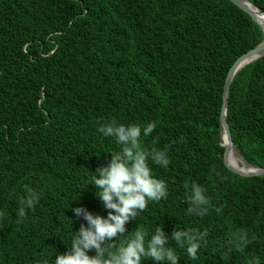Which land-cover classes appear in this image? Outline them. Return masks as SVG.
Masks as SVG:
<instances>
[{
  "label": "trees",
  "instance_id": "1",
  "mask_svg": "<svg viewBox=\"0 0 264 264\" xmlns=\"http://www.w3.org/2000/svg\"><path fill=\"white\" fill-rule=\"evenodd\" d=\"M248 1L264 13V0ZM263 38L230 0H0V264H54L87 224L72 208L107 216L89 183L121 146L98 132L100 118L155 122L141 143L170 160H149L168 196L127 222L117 244L135 228L196 229L208 233L198 259L170 243L178 264H264V176L228 169L220 135L227 72ZM226 121L237 153L264 168V56L233 75ZM192 182L214 206L202 218L187 214ZM25 184L42 197L17 223ZM237 230L246 248L228 243Z\"/></svg>",
  "mask_w": 264,
  "mask_h": 264
},
{
  "label": "clouds",
  "instance_id": "2",
  "mask_svg": "<svg viewBox=\"0 0 264 264\" xmlns=\"http://www.w3.org/2000/svg\"><path fill=\"white\" fill-rule=\"evenodd\" d=\"M97 124L99 133L113 138L121 146L119 151L110 153L111 159L106 166L96 168V176L89 183L95 186L96 196L109 211L106 217H102L83 207L72 208L75 216L83 217L87 224L82 223L75 231L69 250L57 255L54 264H142L145 259L153 264H178L179 257L170 246L171 242L186 250L189 259H198L201 241L208 235L207 231L176 229L167 235L161 226H157L154 234L149 236L146 229L135 228L130 237L121 239L118 244L115 242L117 237H123L127 232L126 223L136 220L150 201L159 202L167 198V185L153 177L149 160L162 168H167L170 160L167 149H149L141 143L142 135L148 137L153 133L155 122L146 126L136 123L125 125L100 118ZM185 188H189L187 183ZM23 193L17 198V223L25 219L26 209H34L42 197V190L28 184L23 185ZM205 193V188L191 183L190 191H186L187 214L201 218L208 215L214 206ZM214 210L219 214L222 208ZM6 216L7 213L0 211V220ZM228 243L235 249L246 248L249 243L247 233L234 231ZM93 250L95 254L89 256L88 252Z\"/></svg>",
  "mask_w": 264,
  "mask_h": 264
},
{
  "label": "water",
  "instance_id": "3",
  "mask_svg": "<svg viewBox=\"0 0 264 264\" xmlns=\"http://www.w3.org/2000/svg\"><path fill=\"white\" fill-rule=\"evenodd\" d=\"M235 5H237L240 9L245 11L248 15H250L257 23L261 25L264 29V20L260 18V16H264V13L260 12L258 8L252 5L248 0H230ZM264 56V38L256 44L254 47L250 48L245 53L241 54L231 65L229 68L227 75L224 80L223 84V92H222V105H221V113H220V135L222 138V145L224 146V153H223V162L228 169L243 176H264V168L262 167H254L250 164H247L252 168V171L249 172H242L230 167L227 163V152H228V145L224 143V141L228 144H232L231 139V132L229 125L226 121V106L228 101V92L229 86L232 80L233 75L237 70H239L242 66L247 64L248 62L255 60L259 57ZM233 145V144H232ZM234 146V145H233ZM240 155V154H239ZM241 156V155H240Z\"/></svg>",
  "mask_w": 264,
  "mask_h": 264
},
{
  "label": "bare ground",
  "instance_id": "4",
  "mask_svg": "<svg viewBox=\"0 0 264 264\" xmlns=\"http://www.w3.org/2000/svg\"><path fill=\"white\" fill-rule=\"evenodd\" d=\"M261 19L264 20V16H260ZM225 144L228 145V152H227V163L230 167L242 171V172H249L252 171V168L250 166H248L240 157L239 160H241L244 163V166L240 164V162L237 159L236 154L237 151L235 149V147L232 144H228L224 141Z\"/></svg>",
  "mask_w": 264,
  "mask_h": 264
},
{
  "label": "rangeland",
  "instance_id": "5",
  "mask_svg": "<svg viewBox=\"0 0 264 264\" xmlns=\"http://www.w3.org/2000/svg\"><path fill=\"white\" fill-rule=\"evenodd\" d=\"M236 156H237V159H238V161L240 162V164L241 165H243L244 166V163L241 161V160H239V157L242 159V157L239 155V154H236ZM243 160V159H242ZM244 161V160H243ZM245 167V166H244Z\"/></svg>",
  "mask_w": 264,
  "mask_h": 264
}]
</instances>
